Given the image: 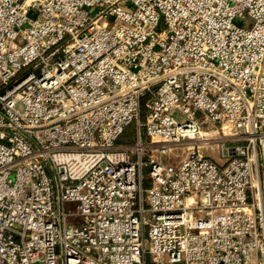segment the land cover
I'll return each mask as SVG.
<instances>
[{
  "label": "built area",
  "instance_id": "obj_1",
  "mask_svg": "<svg viewBox=\"0 0 264 264\" xmlns=\"http://www.w3.org/2000/svg\"><path fill=\"white\" fill-rule=\"evenodd\" d=\"M147 256L264 264V0H0V264Z\"/></svg>",
  "mask_w": 264,
  "mask_h": 264
},
{
  "label": "rangeland",
  "instance_id": "obj_2",
  "mask_svg": "<svg viewBox=\"0 0 264 264\" xmlns=\"http://www.w3.org/2000/svg\"><path fill=\"white\" fill-rule=\"evenodd\" d=\"M134 134H135L134 125L131 124L130 126H128L125 129L124 135L127 136L126 138H129V136H130V138L128 140L130 142H133ZM213 136L216 137V134L213 133ZM126 142H128V141H126ZM205 150H209V151L206 152V154L208 156L212 157L213 159H217V156H216V151H218V146L217 145L211 144V145L207 146L205 148ZM185 151H186V149H181V148L180 149H177V150H173L172 153L174 155L173 156L170 155L168 158H166V160H169V158H170L171 161H175L176 162L178 159H180L181 157H183V155L185 154ZM148 155L149 154L147 153L145 156H143V158L144 159H147ZM147 174L148 173H144V179H146V181H147ZM145 264H156V263L151 259L150 256H147L146 259H145ZM158 264H167V263L165 261H162L161 263L159 262Z\"/></svg>",
  "mask_w": 264,
  "mask_h": 264
},
{
  "label": "trees",
  "instance_id": "obj_3",
  "mask_svg": "<svg viewBox=\"0 0 264 264\" xmlns=\"http://www.w3.org/2000/svg\"><path fill=\"white\" fill-rule=\"evenodd\" d=\"M126 137H127V136L123 134L122 138H123L124 140L130 142V141L128 140V139L130 138V136H129V138H126Z\"/></svg>",
  "mask_w": 264,
  "mask_h": 264
}]
</instances>
